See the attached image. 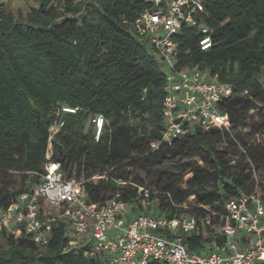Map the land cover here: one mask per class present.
I'll return each instance as SVG.
<instances>
[{
	"label": "trees",
	"instance_id": "trees-1",
	"mask_svg": "<svg viewBox=\"0 0 264 264\" xmlns=\"http://www.w3.org/2000/svg\"><path fill=\"white\" fill-rule=\"evenodd\" d=\"M152 7V0H40L16 17L0 5V209L43 180L57 119L64 125L53 138L52 158L68 178L85 181L90 201L120 193L141 203L144 187L158 202L153 213L209 214L210 224L184 235L189 250L225 240L227 201L255 190L257 178L264 198V0H205L208 49L201 48L198 27L186 25L175 37L179 68L209 70L235 91L221 105L229 130L198 129L171 144L161 141L166 74L133 27ZM98 114L106 123L97 140ZM193 195L195 204L183 207ZM41 213L55 215L45 200ZM88 248L68 246L62 221L45 245L0 232V264H105L86 255Z\"/></svg>",
	"mask_w": 264,
	"mask_h": 264
},
{
	"label": "built area",
	"instance_id": "built-area-1",
	"mask_svg": "<svg viewBox=\"0 0 264 264\" xmlns=\"http://www.w3.org/2000/svg\"><path fill=\"white\" fill-rule=\"evenodd\" d=\"M152 3L153 7L142 11L133 27L148 39L166 74L161 141L171 144L198 129L229 130L230 116L221 105L233 94L235 86L220 81L209 70L177 66L175 37L184 26L201 30L202 49L212 46V29L204 21L205 0ZM244 94L249 93L246 90ZM63 110L75 112L70 107ZM93 123L98 140L106 119L98 114ZM63 125L64 121L57 119L49 129L43 180L0 209V232L31 235L36 244L45 245L62 221L67 226L68 246L88 245L85 254L98 256L105 264H264V198L258 178L255 190L241 192L227 201L221 230L225 240L189 250L184 235L198 232L200 224H210L209 214L199 219L190 214L169 217L153 213L151 192L144 187H140L141 203L125 201L120 193L99 204L90 201L85 181L68 178L60 163L52 158L53 138ZM232 138L245 151L240 141ZM158 144L154 142L152 146ZM193 199L195 196H190L182 206L187 208ZM43 200L54 210L53 217L42 215Z\"/></svg>",
	"mask_w": 264,
	"mask_h": 264
},
{
	"label": "rangeland",
	"instance_id": "rangeland-1",
	"mask_svg": "<svg viewBox=\"0 0 264 264\" xmlns=\"http://www.w3.org/2000/svg\"><path fill=\"white\" fill-rule=\"evenodd\" d=\"M40 0H0V5L3 6L6 10L12 11L16 17H19V13H27L30 8L37 7L39 5ZM92 1V0H87ZM263 83H264V75L262 77ZM165 169L169 172L174 171V166L172 164H167L165 166ZM264 169V168H263ZM256 173L258 176H263L262 173H260L258 170H256ZM188 174L184 177L183 187H187L185 181L188 179ZM21 184L20 178H16L15 183L13 184V188L19 187ZM195 199L191 200L189 202V205H194ZM158 205L157 200L152 201L150 205V210L153 211V208H156Z\"/></svg>",
	"mask_w": 264,
	"mask_h": 264
}]
</instances>
